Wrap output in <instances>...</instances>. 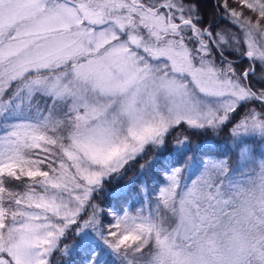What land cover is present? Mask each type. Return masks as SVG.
Instances as JSON below:
<instances>
[{
  "label": "snow or ice",
  "instance_id": "snow-or-ice-1",
  "mask_svg": "<svg viewBox=\"0 0 264 264\" xmlns=\"http://www.w3.org/2000/svg\"><path fill=\"white\" fill-rule=\"evenodd\" d=\"M209 8L0 0V264H264V0Z\"/></svg>",
  "mask_w": 264,
  "mask_h": 264
},
{
  "label": "trees",
  "instance_id": "trees-1",
  "mask_svg": "<svg viewBox=\"0 0 264 264\" xmlns=\"http://www.w3.org/2000/svg\"><path fill=\"white\" fill-rule=\"evenodd\" d=\"M202 4H203V6L206 9L210 10V8H209V0H202ZM137 169H138V165H137V168H134L132 172H129V176H132ZM125 179H127V177ZM121 183H123V181H121Z\"/></svg>",
  "mask_w": 264,
  "mask_h": 264
}]
</instances>
